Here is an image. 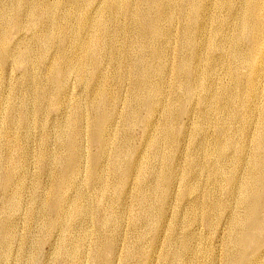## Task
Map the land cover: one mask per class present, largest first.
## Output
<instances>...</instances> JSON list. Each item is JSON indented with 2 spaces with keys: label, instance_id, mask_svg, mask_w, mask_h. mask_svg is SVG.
Masks as SVG:
<instances>
[{
  "label": "bare ground",
  "instance_id": "bare-ground-1",
  "mask_svg": "<svg viewBox=\"0 0 264 264\" xmlns=\"http://www.w3.org/2000/svg\"><path fill=\"white\" fill-rule=\"evenodd\" d=\"M136 2L133 0H110L108 6L112 9L113 18L116 20L126 14L124 17L128 22L127 26L119 28L112 36L113 45H110L109 42V23L112 19L107 17L104 12L99 23L95 24L96 26L90 25L92 33L86 41L74 39V11L67 10L59 20L56 18L60 9L59 2L55 0L46 2L42 7L32 12L30 23L33 27H38L44 16L51 18L50 28L43 37L36 39L40 45L43 61L52 47L58 49L61 47L62 38L73 39L69 41V48L74 55L76 53L80 55L77 61L70 59L64 48L58 50L59 53L53 60L48 77L44 82L45 86L54 87L58 92L57 94L53 93V97L56 99L54 105L57 106V109L65 107L68 111V118L67 121L57 125L62 144L67 149L66 156L61 157L48 151L51 154V157L47 156L51 158L49 164L52 167L55 166V170L59 166L60 170L56 172V177L53 175L54 171H52L53 173L49 172L56 182L52 189L54 197L47 193L52 199L43 200L41 211L50 212L53 210L62 214L67 213L66 217H70V219L86 217L87 212L82 203H76V201L70 203L66 190L69 184L75 181L69 170L75 171L77 167L79 169L84 161L85 149L82 140L88 134L85 123L90 117L91 137L101 147V153L95 159L91 173L92 180L98 184L96 196L98 212L104 213L106 209H110L107 206V194L110 186L105 171L102 170V161L107 152L113 149L115 156L111 167L113 171L121 173V183L118 188L126 187L128 177L132 172L136 173L140 192L136 200L143 204V208L137 216H130V223L133 226L142 224L148 230L157 231L161 226L160 218L165 215V209L170 201L167 192L174 177L170 171L169 173L163 172L161 169H168L172 165L175 158L174 152L177 149L174 140L184 130L180 122L185 115L193 113L196 118L190 127V137H188L192 143L196 144L197 149L195 153L187 152L185 154L184 159L189 168L183 177L184 171H181L178 177L180 186L182 189L184 188L183 195L187 197L191 194L188 203L192 207L190 215L193 216L190 219L192 223L205 224L211 231H217L224 224L225 227L230 224L226 242L229 251L237 256L239 262L255 264L254 262L260 258L264 259V249L261 247L264 243V200L262 199L264 198V0H138ZM237 4L240 7H237ZM241 4L248 6L250 14L247 15L239 11ZM103 6L105 4L98 8L101 9ZM221 10L225 11V15L220 14ZM59 21L60 24H58ZM19 24L20 22L15 18L12 26L17 27ZM126 27H128V32H122ZM140 29L145 30L141 36L136 33ZM131 32L133 35L130 34ZM173 35H177L176 41L173 44L166 43L163 47L162 43L170 41ZM125 36H128L127 39L130 38V40L128 39L129 46H123L122 44L125 43L123 40H121L123 43L118 44L117 38ZM142 36L156 45L146 44L141 39ZM8 39L9 35L6 33L0 34L3 55H6L10 50ZM189 51L191 55H187ZM31 54L30 50L21 52L18 61L22 64L31 62ZM104 57L113 59L118 67L112 75L102 77L100 67H102ZM90 62L93 65V70L87 73L86 68ZM170 62L171 69L167 70ZM220 68H223L228 76L229 81L226 84H221L217 80L213 81V74ZM169 73L176 81L172 91L178 99L177 103H173L169 90L165 89ZM73 74H76L82 85L87 81L97 83L101 80L95 90L94 98L88 104L89 113L75 99L73 105V99L60 98L61 88L67 85ZM127 77L137 79L135 90L139 93V95L132 96L136 105H133L131 100L124 102L127 123L135 122L138 119L139 114L135 109L138 105L140 109H145L147 112L146 117L140 116V120L147 127L159 128L157 132L159 141L148 143L147 146H151L152 151L148 153L146 149L141 152V158L144 161L133 168L131 167L132 172L120 168L121 140L112 131L115 112L111 111L117 110L122 100L119 93L108 90L110 81L117 80L118 84H121L122 81L119 82V80H125ZM247 94L250 95V99H246ZM45 98L46 94L42 92L37 97V102L40 103ZM192 104L194 106L190 107ZM158 106L162 108V117L160 121L156 122L154 113ZM197 106H200L201 109L198 110ZM250 118L256 120L253 126L248 124ZM28 119L29 116H23L22 123L29 125ZM206 124H214L220 140L214 139L206 132ZM249 129H253L252 139L245 135ZM20 143H22V139H13L8 144L9 154L6 155V162L0 154V186L4 183L8 185L6 189H10L14 185V179L20 178L18 175L22 168L18 164L19 161L16 160L21 149ZM163 144L168 145V151L161 150ZM126 150L128 156L133 154L131 147L127 146ZM230 155L232 156L228 160ZM247 157H249L250 172L241 176V169L246 163ZM40 160L42 168L47 167L43 163L46 161L44 154L40 156ZM204 160L212 163V176L216 181L223 182L229 187V190L223 192L224 196H228L227 199L218 196L214 189L198 193L199 185L197 184L195 189L191 185L193 183L190 181L191 170L194 169L193 173L197 172L200 176ZM6 164L7 167H4ZM22 166L24 168V165ZM51 166H49L50 171L54 170ZM24 172L26 171L24 170ZM50 174L49 176H51ZM20 175L21 179L18 181L21 183L16 184V191L7 202V207L15 211L21 209L18 208L19 202H23L22 200L18 201L24 191L21 190V187L25 176L24 174ZM147 176L153 182L148 186L147 193H143ZM181 177L184 185L181 182ZM24 182L27 183V181ZM214 188H217V182L214 183ZM160 190H164V194L161 205L155 214L148 207L149 199L153 195H157ZM201 196H203L202 200ZM67 202L70 205L66 207ZM202 203L206 204V207L197 210V206ZM20 205L22 206V204ZM244 207L250 208L246 214L240 212V209ZM225 210H230L233 213L231 223L230 216L222 215ZM125 213H128V210ZM101 218L99 228L109 227L117 232L124 216H103ZM110 225L112 226L110 227ZM147 233L146 235H148ZM144 234L145 232L134 242L137 250L143 243ZM84 239L82 238V241ZM107 240L111 241L107 245H104L100 240L96 250L90 254L91 256L89 255L96 264H106V259L101 252L109 247L114 249L112 238H107ZM70 248V250L67 249L69 250L68 256L73 259L78 257L81 250L78 244L74 243ZM188 253L200 254L208 263L215 262L208 250L197 251L188 248ZM128 254L134 255L129 246L126 257ZM172 255L177 257V251H173ZM230 263H236L235 256ZM260 263L264 264V261ZM108 264H111V260Z\"/></svg>",
  "mask_w": 264,
  "mask_h": 264
},
{
  "label": "rangeland",
  "instance_id": "rangeland-1",
  "mask_svg": "<svg viewBox=\"0 0 264 264\" xmlns=\"http://www.w3.org/2000/svg\"><path fill=\"white\" fill-rule=\"evenodd\" d=\"M51 1L52 0H0V34L6 33L9 35L8 40L10 42L9 54L7 51L6 55H3L2 46L0 44V108H2L0 109V154L4 157L3 159L5 162L9 154L8 144L13 139H22V143H20L22 150L20 149L18 156H16V160L21 162H18L22 168L18 175L20 178L13 180L14 185L10 189H6L8 185L4 183L0 186V264H94L95 261L90 257V254L96 250L100 240L104 245L111 242L108 241L107 238H112L115 246L114 249L113 247H109L101 252L106 259V264H108L110 260L111 264H232L230 261L233 256L236 257L235 264H243L239 262L237 256L231 253L227 247L226 242L230 224L226 227L224 224L219 230L211 231L205 224H200L199 222H194V224L190 219L191 216H193L190 215L192 207L188 203L191 194L187 197L183 195L184 188L182 189L180 186L178 177L180 172L184 171L183 177L184 173L189 168L187 161L184 159L185 154L187 152L195 153L197 149L196 144L192 143L189 138V132L191 131L190 127L196 118L193 113L185 115L180 122L184 130L182 134L174 140L177 149L174 152L175 158L172 165L168 169H161L163 172L169 173L170 171L174 176L173 182L168 187L167 192L170 196V201L165 209V215L161 216L159 221L161 226L157 231L153 232L146 229L147 227L145 225L136 224L133 226L130 223V216H137L143 208V204L136 200L140 192L137 186L136 173L132 172V168L144 161L141 158V152L146 151V149L148 153L152 151V147L147 146L148 143L159 141V136H157L159 128L147 127V125L140 120V116L146 117L147 115L145 109H140L137 105L135 109L139 114L138 119L135 122L129 121V123H127L125 119L126 106L124 102L131 100L133 105H136V101L132 100V96L134 94L139 95L138 91L135 90L137 79L133 77H127L129 80H119V82L122 81L121 84H118L117 80H112L109 82L108 86V90L110 92L116 91L119 93L122 100L117 110L111 111L113 113L115 112V123L112 127V131L116 133L121 140V151L119 154L120 168L132 172L131 176L127 179V186L121 189L118 188L121 183V173L112 170L111 166L113 165L112 162L115 153L114 150L111 149L107 152L102 161V170L105 171L106 179L110 186L107 194V206L110 207V209H106L104 213L98 212L96 208L98 184H95L92 180L91 173L94 161L101 153V147L91 137V120L89 117L85 123V129L88 130V134L82 140V145L85 149L84 161L79 169H77V167L75 171L72 169L69 170L70 175L73 174L75 181L72 182L73 185L70 183L66 190L70 203L75 201L76 203H82L87 212L86 217H72L70 219V217H66L67 213L62 214L53 210L50 212L41 211L43 200L51 198L47 193L50 194V196L53 195L52 189L56 185V182L53 180L52 176L54 175L56 177V172L60 170L59 166L56 168V171L55 166L52 167L51 164H49L51 158L47 156L51 157V154L48 153V151L52 154H58L61 157L66 156L67 149L62 144L57 125L65 122L68 118V111L65 107L57 109V106L55 107L54 105V103L56 104V99L53 97V93L57 94L58 92L54 87L45 86L44 82L48 77L49 68L53 60L59 53L58 50L64 48L68 52L67 55L70 59H76L78 61L80 57L78 53L74 55L69 48V41L73 39L69 40L62 38L60 42L62 44L61 47L59 49L57 47H52V49L48 51L44 61L41 59L40 45L36 39L45 35L51 26V18L44 16L39 26L33 27L30 23V17L33 11L42 7L46 2L48 3ZM55 1L60 3V9L56 16L58 20L64 16L67 10L74 11L75 20L73 21L74 23H72L74 26L73 32L75 40L86 41L92 33L90 25H97L102 18L101 15L103 12L107 17L112 19L109 23L110 45H113L112 36H114L117 30L128 25L127 18L124 17L126 14L116 20L113 18V14L111 13L112 9L108 6L110 0ZM136 1L133 0V2L137 3ZM104 4V8H98L100 5ZM236 6L240 7L239 4ZM239 11L247 15L250 14L248 6H244L243 4H241ZM220 14L225 15V11L221 10ZM15 18L20 22L17 27L12 26ZM232 23L234 24L233 20ZM58 24H60V21ZM18 29H20V31H17ZM122 32H128V27L124 28ZM144 32V29L136 31L139 36ZM130 34L133 35V32ZM128 36L117 38L118 44L123 43L121 41L123 40L125 43L122 45L129 46L130 41H128V39L130 40V38L127 39ZM176 38L177 35H173L170 41H164L162 43L163 47L166 43L173 44ZM141 39L150 46L156 45V43H153L145 36H142ZM116 40L114 41L117 42ZM18 41L21 42L19 43ZM25 50L31 51V62L28 61L27 64H22L18 61V58L20 57V53ZM187 55H191V52L189 51ZM106 58L108 60H105ZM102 63V67H100L102 77L112 75L118 67L116 62L108 57H104ZM86 69L87 73L92 72L93 65L91 62ZM170 69L171 62L167 67V70ZM78 79L76 74L70 76L67 85L61 88L62 92H60V98L73 99V105L75 101H77V103L81 104L85 111L89 113L88 104L90 100L94 98L95 90L101 80L97 83L87 81L82 85ZM214 80H217L221 84H226L229 81L223 68H220L213 74V81ZM175 82V78L169 73L165 89L169 90L170 98H172L173 103H177L178 101L172 91ZM42 92L46 94V98L38 103L37 97ZM246 99H250L249 94L246 95ZM193 106L192 104L190 107ZM197 109L200 110L201 107L197 106ZM23 116H29V125L28 123L27 125L22 123ZM161 117L162 108L158 106L154 113L155 121H160ZM255 123L256 120L253 118L248 120V124L251 126ZM205 130L210 136H213L214 139L220 140L219 136L216 134L214 124H206ZM252 134L253 129H249L245 135L252 139ZM127 146L133 149V154L131 156H128L126 150ZM161 150L168 151V145L163 144ZM21 153H24V155H21ZM43 154L46 158V161L43 163L46 164L47 167L51 166L54 170L50 171V167L48 170L47 167L44 169L42 168L40 156ZM231 156L232 155L229 156L228 160ZM22 165H24L26 169H24ZM4 167H7V164ZM24 170L26 172H24ZM193 170L194 169L191 170L192 175L190 176V181L193 182L191 185L194 189L197 184L199 185L198 193L214 189L218 196L227 199L228 196H224L223 192L229 190V187L223 182L216 181L212 176L211 162L207 160L203 161V171L200 176L197 172L193 173ZM52 171L55 172L53 175L50 174L53 173ZM248 172H250L249 157H247V161L241 169V176L248 174ZM20 174H24L25 177L23 175L22 177H24V181H27V183L23 181L21 190L24 191L21 193V198L19 197L18 199V201L22 200L23 202H19L18 208L21 209H18L17 212L7 207V202L11 198V195L15 193L16 184L18 185L21 183L18 181L21 179ZM49 174L51 176H49ZM146 181L147 183L142 191L143 193H147L148 186L153 182L149 176L146 177ZM215 182H217V188H214ZM182 184L184 185L183 182ZM163 194L164 190H160L157 195H153V197L149 199L148 207L152 209L155 214L158 207L161 205ZM200 199L202 200L203 196H201ZM262 199L264 200V198ZM70 203L67 202V204H65L66 207L69 206ZM20 204H22V206ZM205 207L206 204L202 203L197 206L196 209L198 210L199 208L200 210ZM249 209V207H244L240 209V212L246 214ZM126 210H128V213H125ZM198 212L200 214V211ZM222 215L230 216L231 223L233 218L232 211L225 210L222 212ZM103 216H124L120 222V229L114 232L112 228L109 227H106L107 229H103L102 227L99 228V222H101V217ZM111 226L112 225H110V227ZM144 232L146 239H143L142 245L137 250L134 242ZM146 233L149 236L146 235ZM82 238L84 239L83 241ZM74 243L78 244L81 250L79 256L73 259L70 258L67 253ZM128 246L134 255L128 254L126 257ZM261 247L264 249V243ZM188 248H193L197 251L202 249L208 250L215 262L208 263L200 254L194 255L188 253ZM173 251H177V257L172 255ZM261 261H264V259L260 258L254 263L261 264Z\"/></svg>",
  "mask_w": 264,
  "mask_h": 264
}]
</instances>
